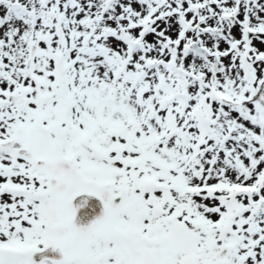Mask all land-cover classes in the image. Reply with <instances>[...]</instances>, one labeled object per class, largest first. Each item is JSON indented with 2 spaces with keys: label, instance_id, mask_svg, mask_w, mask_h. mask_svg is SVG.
Wrapping results in <instances>:
<instances>
[{
  "label": "snow or ice",
  "instance_id": "obj_1",
  "mask_svg": "<svg viewBox=\"0 0 264 264\" xmlns=\"http://www.w3.org/2000/svg\"><path fill=\"white\" fill-rule=\"evenodd\" d=\"M0 264H264V0H0Z\"/></svg>",
  "mask_w": 264,
  "mask_h": 264
}]
</instances>
